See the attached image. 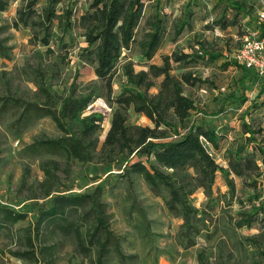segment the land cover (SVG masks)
Returning <instances> with one entry per match:
<instances>
[{"label":"trees","instance_id":"trees-1","mask_svg":"<svg viewBox=\"0 0 264 264\" xmlns=\"http://www.w3.org/2000/svg\"><path fill=\"white\" fill-rule=\"evenodd\" d=\"M14 1L0 0V12H6ZM39 1H26L18 9L12 27L17 30L21 27L30 28V43H41L47 47L46 55L51 56L55 53L51 47L54 21H58L61 31L58 40L61 44L63 37L74 27L75 10L68 6L58 13L56 7L64 0H47V5L38 11L36 6ZM219 2H227L228 8L235 12L233 19L246 12L252 28L259 29L252 8L238 1ZM144 7L143 0H91L77 19L84 30L86 43L80 56L95 64V74L106 83L109 92L112 91L111 85L119 66L127 79V86L114 101L118 107L100 149L98 132L102 129L103 117L94 115L81 119L92 96L78 95L74 82L63 94L53 92L47 86L49 77L41 67L27 64L20 72L22 78L37 88L34 92L37 102L12 91L8 81L4 90L0 89V117L11 114L10 127L16 133L45 118H50L61 131L62 135L57 138L34 141L24 149L26 154L58 156L67 167L73 162H96L108 166L123 157L124 175L128 179L134 174L141 176L154 194L163 197L168 211L183 218V229L185 233L191 234L199 231L193 220L198 216L204 220L206 217L203 210L194 206L192 196L199 190H203L207 196L211 195L218 173L222 174L232 194L235 192L232 174L243 177L246 171L257 172L256 177L264 181V145L256 141L259 132L245 124V133L249 135L247 142L237 148L226 168L216 161L206 147L207 144L219 150L220 137L215 129L192 124L178 140L170 139L171 132L178 135L173 118L185 126L193 112L203 113L196 102L184 93L183 84L195 86L208 82L192 72L176 77L172 74L173 64L190 65L200 59L215 63L222 58V54L210 52L204 44L199 43L198 50L192 48L189 53L164 55L161 65L151 64L148 70L136 71L130 61L124 60L123 55L130 52L137 42L136 35L144 18ZM187 23L185 19L183 26L176 30L175 39L181 35ZM148 24L149 31L138 44L142 56L152 60L162 44L166 28L159 14L152 16ZM218 25L224 28L236 25V21L226 23V18H221ZM261 34L264 35L263 28ZM62 48H66L65 44ZM11 51L7 39L0 38V58L10 59ZM230 65L242 70L240 81L243 85L250 79L261 80L259 95L264 94V77L229 59L223 67ZM160 78L158 92L150 94V90L156 87V80ZM232 100L244 101L245 98L231 96L221 109ZM131 107L135 113L147 117L153 127L128 125L127 113ZM251 143H255V149L262 157L261 165L249 154H244ZM135 157H145L146 162H134ZM60 167L59 161L41 163L44 179L30 197L33 201L31 207L35 208L34 220H28L27 212L0 203V243L4 239L9 243L5 250L0 249V260L9 256L28 264H56L68 240L73 245V256L81 257L88 264H109L113 255L121 261L135 259V256L124 253V237L112 227V214L103 199L102 184H97L89 192L59 193L56 187L60 183ZM65 172L68 174L70 170L66 169ZM256 200L258 204L253 205L249 213L242 214L237 227L251 226L256 215L264 211V195H257ZM21 222L26 224L17 228ZM199 257L203 261L202 254Z\"/></svg>","mask_w":264,"mask_h":264},{"label":"rangeland","instance_id":"rangeland-1","mask_svg":"<svg viewBox=\"0 0 264 264\" xmlns=\"http://www.w3.org/2000/svg\"><path fill=\"white\" fill-rule=\"evenodd\" d=\"M28 0H15L6 12H0V38L7 39L12 47L11 58H0V89L4 90L10 81V88L19 94L30 97L33 101L37 88L21 77V69L27 64L41 67L49 77L47 86L53 92L63 94L74 82L76 93L81 96L91 95V101L104 99L112 111L103 109H84L81 119L101 115L102 129L98 132L99 148L104 142L110 127L113 113L117 109L115 99L127 86L121 66L113 79L111 89L95 74V64L89 63L80 56L86 46L84 30L78 23V18L86 10L91 0H64L57 5L58 13L66 7L75 10L74 27L63 37L59 44L61 31L58 21L52 26L51 47L55 53L47 56V47L31 44L32 30L30 28L14 29L13 21L17 11ZM244 3L252 11L257 9L256 0H232ZM144 18L137 31L132 50L124 53L125 61H130L136 71L148 70L149 65L162 64V56L173 52H191L199 49V43L204 44L211 52H219L222 58L215 63L205 59L190 65L173 64L172 74L180 78L183 73L192 72L195 76L207 79L205 84L188 86L183 84L184 93L193 99L203 113L193 112L181 126L177 119L172 122L177 133L171 132V140H178L181 134L194 125H202L215 129L220 137L218 151L206 144L208 151L216 161L228 168L229 160L233 158L237 148L246 143L249 137L245 133V124L258 131L256 141L264 145V94L259 95L262 81L256 78L247 80L243 85L240 79L242 70L227 62L229 53L236 49L252 29L247 13L239 14L228 8L227 2L219 0H143ZM47 5V0L38 2L36 8L41 11ZM159 14L164 21L165 34L160 48L152 60H147L141 54L138 42L149 31V20ZM221 18L226 23L236 21V25L222 27L218 25ZM181 35L175 39L176 30L183 26ZM4 28V29H2ZM66 48H62V45ZM162 78L156 80V87L150 94L158 92ZM244 96L245 100H232L231 97ZM128 125L150 126L152 122L144 115L137 114L131 107L128 110ZM219 114V115H215ZM11 114L0 117V203L8 204L14 209L27 212L28 220H34L35 208L31 207L32 191L38 188L44 179L41 163L54 160L61 163L58 173L60 183L56 187L59 193L89 192L97 184L104 188L103 199L108 204L112 214L111 224L117 234L124 237L123 251L135 259L121 261L116 256L110 258L109 264H264V211L256 215V220L249 227L239 228L237 222L242 214L249 213L253 205L259 201L256 196L264 195V181L257 178V172L246 171L243 177L232 174L235 192L232 194L221 173L217 174L212 194L207 196L203 190L192 196L196 208L203 210L205 220L196 217L193 221L199 231L185 233L182 217L172 214L165 206L162 196L152 192L144 179L139 175H131L128 179L123 173L124 158L112 165H101L96 162L81 164L71 163L68 167L58 156L24 153V149L40 138L54 139L62 135L50 118H45L16 133L10 127ZM81 119H79L81 121ZM244 154L258 161L262 157L255 149V143L248 144ZM144 161L145 157H135L134 162ZM70 172L67 174L65 170ZM167 195L166 192H163ZM263 197L260 198V201ZM145 215L146 217H144ZM26 222L16 227L24 226ZM8 241L0 243V249H6ZM73 245L66 241L65 250L60 253L56 264H88L79 256H73ZM202 254V260L199 257ZM0 264H28L15 258L5 256Z\"/></svg>","mask_w":264,"mask_h":264},{"label":"built area","instance_id":"built-area-1","mask_svg":"<svg viewBox=\"0 0 264 264\" xmlns=\"http://www.w3.org/2000/svg\"><path fill=\"white\" fill-rule=\"evenodd\" d=\"M258 2V4H257ZM257 9L254 10V17L257 19L259 29H251L244 37L241 45L228 55V59L255 71L259 76L264 77V0H256ZM103 109L111 112V106L102 98L94 99L87 105L88 110L92 108Z\"/></svg>","mask_w":264,"mask_h":264}]
</instances>
